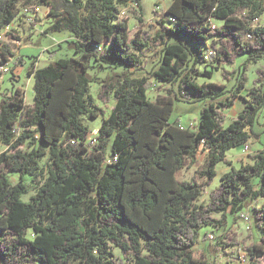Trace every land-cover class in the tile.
<instances>
[{
    "label": "trees",
    "instance_id": "16d2710c",
    "mask_svg": "<svg viewBox=\"0 0 264 264\" xmlns=\"http://www.w3.org/2000/svg\"><path fill=\"white\" fill-rule=\"evenodd\" d=\"M129 1L142 13V0H0V31L16 21L20 8L32 24L38 16L25 10L49 8L48 18L39 19L43 32L37 34L48 37L68 30L67 43L80 53L43 68L33 64L28 71L34 79L31 107L24 104L20 89L0 103V147H6L0 152V264H212L194 255L201 230L224 228L228 213L238 214L249 202L264 199V150L250 155L252 164L239 169L227 159L230 150L249 143L264 111L263 70L257 71L259 86L238 119L225 126L223 114L246 89L248 65L264 60V26L256 24L264 14V0H169L167 11L159 15L156 37L138 31L135 38L129 20L121 18V7ZM216 21L222 25L213 29ZM3 40L0 78L5 64V75H13L9 66L15 57ZM187 43L197 46L205 64L202 47L211 48V66L217 71L247 56L233 93L226 96L227 84L198 82L212 79L214 71L191 66ZM153 50L156 70L136 75ZM91 62L124 70L101 85L99 100L108 105L113 99L114 106L96 147L87 144L90 130L82 120L99 117L90 95ZM23 63L20 57L17 64ZM221 72L227 82L234 73ZM151 77L178 82L181 94L211 100L196 131L171 122L173 95L149 99ZM28 141L32 150L21 151ZM200 151L206 152L202 164ZM47 155L46 173L41 163ZM221 163L231 170L208 204L199 205ZM192 167H197L192 179L180 181L183 170ZM12 175L18 176L16 184ZM28 175L33 177L30 184ZM33 190L38 191L25 202ZM253 219L264 232V206L254 209ZM232 242L229 238L222 247ZM245 250L248 264H264V236Z\"/></svg>",
    "mask_w": 264,
    "mask_h": 264
},
{
    "label": "rangeland",
    "instance_id": "374dc122",
    "mask_svg": "<svg viewBox=\"0 0 264 264\" xmlns=\"http://www.w3.org/2000/svg\"><path fill=\"white\" fill-rule=\"evenodd\" d=\"M170 5L169 0H142V13L138 6L129 1L125 6L121 7V18L129 20V30L131 38H135L138 31L145 32L152 37H156V33L159 29L158 21L159 15L165 13ZM48 12L47 9L39 13L36 18V24H28L26 17L23 16L24 11L22 8L19 9V16L13 25H10L8 29L0 31V37L4 39V43L8 45L15 57L13 62L10 64V68L13 70L12 74L4 76L3 80H0V103L6 97L13 96L17 89L22 91L24 97V104L27 107H31L33 103L34 91V79L28 74L29 69L37 62V68L46 67L51 62L61 58H71L79 56L80 53H76L75 45L68 44L67 40H70L71 33L68 30L62 32L50 33L48 37L37 34L41 31L40 18L42 15ZM139 17H142L143 24L139 25ZM216 27L219 28L222 22H214ZM18 24L19 30H15ZM259 26H264V14L256 22ZM50 23L46 24L45 28H49ZM8 33L15 35V37H8ZM173 42H176L174 40ZM212 41L208 42V46ZM23 46V47H22ZM20 47H22L20 49ZM187 47L191 51V66L198 64L200 71L205 69L214 71V77L212 79L201 78L198 80L199 83L204 82H215L220 84H227L228 92L226 96H229L236 89V86L240 80L241 71H239L247 60V56L239 58L237 64L234 66H223L220 71L212 65V60L207 61V64L200 59L198 48L192 43H187ZM108 46L106 47L107 50ZM20 49V51H19ZM48 50V51H47ZM203 52H207L206 47H202ZM20 57H23V67L17 64ZM208 65L207 67H205ZM90 75L92 76L93 83L90 86V95L94 99L95 106L98 108L99 117L96 119H90L88 115L83 116L82 120L85 126L90 130L87 144L90 147H96L99 142L97 140L99 130L103 125V122L110 115L111 110L114 106V100L112 99L108 105H105L99 100L98 94L102 83L112 75L120 74L124 70L119 69H106L100 67L95 62H91ZM158 66V56L155 51L148 52L146 54V65L145 69L140 72H135L136 75H142L147 72L153 73ZM216 66V65H215ZM222 70L234 71L231 75L230 80L227 82L223 79ZM264 71V60L254 64H249L246 71L247 87L242 90L240 97L234 101V106L224 111L225 126H228L233 121L237 120L241 111L244 109L246 102L251 100L252 90L258 88V84L255 83L259 76L257 71ZM130 72H133L131 70ZM173 95V111L171 116V122L181 125L191 131H196L199 127L201 112L202 110L211 104V100H198L192 97L190 94L180 93L179 83L174 85L160 82L158 78L151 77L148 97L151 101H159L163 97ZM176 96L178 98H176ZM251 139L247 144L249 146V153L244 152V147H238L232 149L227 154V159L231 161L232 166L236 169L242 166L252 164L250 155L256 154L258 151L264 150V111L256 120L255 124L251 129ZM32 146L29 141L23 144L20 149L23 152H30ZM6 150V147L1 146L0 152ZM206 157L205 151H200L198 154V162L203 163ZM48 155L41 163V167L47 173ZM197 167L185 169L182 175L179 177L180 181H190L195 174ZM231 170V166L226 164H219L217 167L218 176L215 178L213 184L207 188L206 192L197 202L199 205H206L209 202L210 194L220 185L221 177ZM13 176V175H12ZM33 177L26 176L25 180L27 184H30ZM13 181L16 184L18 182V176H13ZM39 187V186H37ZM38 190H33L28 195L24 196L23 200L28 202L32 196L37 193ZM264 206V199H258L253 202H249L246 208L238 214L228 213L225 218L224 228H217L209 226L201 230L199 244L194 249V255L196 258L205 257L208 262L218 264H248L249 254L245 250L246 247L252 243H257L264 236V232L258 229L254 224V209H262ZM217 218H221V215H216ZM247 218V219H246ZM209 235H214L217 241H223L222 244L217 245L215 241L209 240ZM229 238H234V244L230 247L223 248L222 245L229 241ZM218 246V247H217ZM114 252L121 261H124V257L118 248H114ZM245 256V260H243Z\"/></svg>",
    "mask_w": 264,
    "mask_h": 264
},
{
    "label": "built area",
    "instance_id": "2783aa9c",
    "mask_svg": "<svg viewBox=\"0 0 264 264\" xmlns=\"http://www.w3.org/2000/svg\"><path fill=\"white\" fill-rule=\"evenodd\" d=\"M48 11H49V8H46ZM43 12V9L42 8H40V7H36L34 10H32V11H28V10H25V13H32L33 15H36V16H39V13H42ZM48 12H46L45 14H43L42 15V17H43V21H45L47 18H48ZM26 22L28 23V24H32L33 23V19L31 18V17H27L26 18ZM212 28L213 29H216L217 27H216V25H215V23H213L212 24ZM40 32H43V28H41V31ZM2 38L0 37V40H1ZM101 50V49H100ZM214 56V51L211 49V48H209L208 50H207V52H206V55H205V60L206 61H209V60H211V58ZM7 65L8 64H5V66H3L2 68H1V71H2V73H3V76L0 78V80H2L3 79V77H4V75L6 74V73H8L9 72V68L7 67ZM244 152L245 153H249V146L248 145H246V146H244ZM247 219V218H246ZM209 240L210 241H216V238H215V236L214 235H209ZM243 260H245V256H243Z\"/></svg>",
    "mask_w": 264,
    "mask_h": 264
},
{
    "label": "crops",
    "instance_id": "0c3cea01",
    "mask_svg": "<svg viewBox=\"0 0 264 264\" xmlns=\"http://www.w3.org/2000/svg\"><path fill=\"white\" fill-rule=\"evenodd\" d=\"M11 25H13V24H11ZM16 25V27H13L15 30H19V26H18V24H15ZM23 47V46H22ZM22 47H20V49L22 48ZM20 49H19V51H20ZM23 67V66H22Z\"/></svg>",
    "mask_w": 264,
    "mask_h": 264
}]
</instances>
